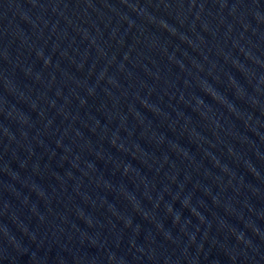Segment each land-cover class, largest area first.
Segmentation results:
<instances>
[{
  "label": "water",
  "instance_id": "1",
  "mask_svg": "<svg viewBox=\"0 0 264 264\" xmlns=\"http://www.w3.org/2000/svg\"><path fill=\"white\" fill-rule=\"evenodd\" d=\"M0 264H264V0H0Z\"/></svg>",
  "mask_w": 264,
  "mask_h": 264
}]
</instances>
